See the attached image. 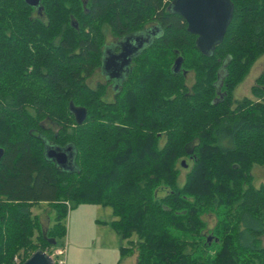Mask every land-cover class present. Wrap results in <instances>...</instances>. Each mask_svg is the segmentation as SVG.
Segmentation results:
<instances>
[{
    "label": "trees",
    "instance_id": "1",
    "mask_svg": "<svg viewBox=\"0 0 264 264\" xmlns=\"http://www.w3.org/2000/svg\"><path fill=\"white\" fill-rule=\"evenodd\" d=\"M171 1L0 0V264L63 241L62 219L80 204L112 208L136 264H264V184L253 182L264 73L234 95L264 56V0H232L212 55ZM105 25L119 40L159 29L115 89L88 81ZM71 103L87 109L83 123ZM48 146H72L73 163L58 165ZM41 203L56 207L47 230L32 212Z\"/></svg>",
    "mask_w": 264,
    "mask_h": 264
},
{
    "label": "rangeland",
    "instance_id": "2",
    "mask_svg": "<svg viewBox=\"0 0 264 264\" xmlns=\"http://www.w3.org/2000/svg\"><path fill=\"white\" fill-rule=\"evenodd\" d=\"M106 37V45L119 41L111 28L104 26ZM264 73V56H261L252 67L250 73L244 81L236 88L234 95L237 98H242L245 95H251V86L255 83L256 78ZM188 83L193 82L192 73L189 74ZM90 85H96L98 82H106L105 76L98 69L95 74L88 80ZM114 88V84L110 86ZM185 169L187 167H184ZM185 169L181 172L179 183L182 184L185 180ZM254 185L259 187L264 184V165H256L253 168ZM34 215L39 218L40 224L44 230H47L55 222L56 207L48 203L34 205L32 208ZM116 216L111 207L95 205V204H80L73 206L62 222L66 225L67 235L63 243L47 247V252L54 257L56 251L65 249L64 258L66 264H132L129 255H123L121 251L122 245L127 244L126 239H122L119 233L113 227V221ZM210 227H213L216 222V216L209 214L207 216ZM106 221V222H105ZM35 238V242L38 240ZM264 242V239H263ZM24 255V254H23ZM62 257V256H60ZM19 261L23 258L21 255H16ZM14 258V263L16 264Z\"/></svg>",
    "mask_w": 264,
    "mask_h": 264
},
{
    "label": "water",
    "instance_id": "3",
    "mask_svg": "<svg viewBox=\"0 0 264 264\" xmlns=\"http://www.w3.org/2000/svg\"><path fill=\"white\" fill-rule=\"evenodd\" d=\"M25 1L31 6L41 8V0ZM168 9L181 15L187 21L188 31L197 35L196 46L205 55H212L216 47L223 42L234 15L232 0H172ZM154 28L120 39L118 44L121 51L118 53H112L109 49L112 45L110 47L106 45L101 65L102 69H105V75L117 78L127 66L129 68L133 58L150 43L151 37L159 32L157 27ZM180 65L181 60L178 59L175 71L179 70ZM70 111L75 115L79 124L87 118L85 107L71 103ZM72 150V146L66 148L48 146L47 156L55 160L58 165L68 168L73 163ZM3 155L4 149L0 147V159ZM23 264H53V257L47 251L39 249Z\"/></svg>",
    "mask_w": 264,
    "mask_h": 264
},
{
    "label": "flooded vegetation",
    "instance_id": "4",
    "mask_svg": "<svg viewBox=\"0 0 264 264\" xmlns=\"http://www.w3.org/2000/svg\"><path fill=\"white\" fill-rule=\"evenodd\" d=\"M119 41L112 44V46L109 48L111 49L112 53H118L121 51L120 45L118 44ZM105 50V48H104ZM101 71V74L105 76L106 82H109L111 85L114 84V88L118 87L122 80H124V77L126 76L128 66L125 70L120 72L121 74L117 78H111L110 76L105 75V69H102V67L99 68ZM104 70V71H103Z\"/></svg>",
    "mask_w": 264,
    "mask_h": 264
},
{
    "label": "built area",
    "instance_id": "5",
    "mask_svg": "<svg viewBox=\"0 0 264 264\" xmlns=\"http://www.w3.org/2000/svg\"><path fill=\"white\" fill-rule=\"evenodd\" d=\"M56 252L57 254L54 255V257L51 255L53 257V264H66V260L64 258L65 249L63 248L62 250L60 251L58 250ZM15 261H16V264H19L20 262L18 258H15Z\"/></svg>",
    "mask_w": 264,
    "mask_h": 264
},
{
    "label": "crops",
    "instance_id": "6",
    "mask_svg": "<svg viewBox=\"0 0 264 264\" xmlns=\"http://www.w3.org/2000/svg\"><path fill=\"white\" fill-rule=\"evenodd\" d=\"M130 257H131V263L132 264H136V262H137V256H136V254H130Z\"/></svg>",
    "mask_w": 264,
    "mask_h": 264
}]
</instances>
